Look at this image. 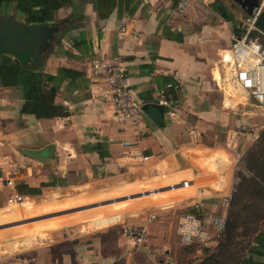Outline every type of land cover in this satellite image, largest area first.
Masks as SVG:
<instances>
[{
  "label": "crops",
  "instance_id": "0c3cea01",
  "mask_svg": "<svg viewBox=\"0 0 264 264\" xmlns=\"http://www.w3.org/2000/svg\"><path fill=\"white\" fill-rule=\"evenodd\" d=\"M207 1L208 8L195 1L179 15L173 11L174 0H131L130 13H117L114 8L104 19L97 17L90 0H72L56 11L57 18L72 13L81 17L78 26L65 29L45 53L42 70L54 74L66 67L80 76L65 78L58 86L54 102L66 108L68 114L63 117L22 114L20 91L0 87V209L11 191L4 183L6 178L12 180L14 190L18 184L39 188L40 193L34 195L16 190L26 200L45 189H78L104 179L130 186L147 182L148 189L163 186L184 204L207 211L216 210L219 195L232 194L233 179L241 174L235 169L237 162L229 164L230 171L223 175L212 168L215 179L211 181L203 168L208 161L202 152V157L198 154L212 150L204 143L213 142L217 127L225 122L223 89L215 77V69L222 70L217 53L227 47L231 35L238 34L237 24L247 14L240 11L243 17H237V9ZM217 5L220 17L213 20ZM225 10L232 18L226 17ZM0 16L22 17L14 11L13 1L0 5ZM121 21L126 30L118 35ZM75 41L80 43L75 45ZM221 54L226 79V50ZM91 59L122 63L127 83L143 105L136 124L116 122L110 103L92 92L104 87L88 79ZM226 85L229 91L236 90ZM164 94L172 99L175 115L171 118L158 104ZM150 105L159 109L158 118L146 111ZM26 150H38L44 157L33 158L23 153ZM28 201L22 208H30ZM120 218L116 213L92 220L108 224ZM247 221L255 228L238 262L248 258L250 264H264V236H259V243L254 240L264 231V214ZM68 226L48 231L30 248L0 250V264H125L128 260L123 234L102 228L87 235ZM140 245L136 247L143 251Z\"/></svg>",
  "mask_w": 264,
  "mask_h": 264
},
{
  "label": "rangeland",
  "instance_id": "374dc122",
  "mask_svg": "<svg viewBox=\"0 0 264 264\" xmlns=\"http://www.w3.org/2000/svg\"><path fill=\"white\" fill-rule=\"evenodd\" d=\"M214 1L237 9V17H243L242 9L233 1ZM196 2L206 8L210 4L207 0ZM215 7L212 10L215 13L213 20L220 17L218 5ZM225 11L226 17L232 18ZM223 50H226L225 46L218 51L217 61L224 69ZM215 77L223 89L221 103L225 122L217 127L215 140L204 143L212 150L200 151L198 156L208 161L203 168L210 174L211 181L215 179L214 169L221 175L226 174L230 171L227 160L230 147H225L228 137L239 153L235 169L241 173L233 179L227 229L215 243L199 247H184L178 243L175 233L177 217L186 212L189 205L174 197L172 192H165L163 186L148 189L147 182L130 186L126 182L104 179L78 189H45L40 195L26 197L27 200L23 199L18 206L8 205L5 201L0 209V250L30 248L37 245V239H43L48 231L63 225L73 227L72 231L80 229L87 235L102 228L122 234L121 227L130 225L145 229L146 240L140 246L145 248L143 251L147 255L126 239L124 245L130 254L127 253L129 258L125 264H150V261L155 264H237L255 228L247 224L248 217L264 214V116L250 103H244L245 95L241 91L228 90L225 74L221 77L215 69ZM235 91L239 92L234 95ZM148 190L154 191L144 194ZM27 201L31 203L30 208H22ZM116 213L121 218L113 223L96 224L92 220L99 215ZM52 221L58 222L52 224Z\"/></svg>",
  "mask_w": 264,
  "mask_h": 264
},
{
  "label": "built area",
  "instance_id": "2783aa9c",
  "mask_svg": "<svg viewBox=\"0 0 264 264\" xmlns=\"http://www.w3.org/2000/svg\"><path fill=\"white\" fill-rule=\"evenodd\" d=\"M192 1L197 0H174L173 11L178 15L182 14ZM262 10H264V0H257L250 14L238 24V34L231 35L226 47L225 62L229 66V75L225 80L245 95L244 103H250L261 110L264 116V27L256 24V18ZM125 30L124 22H119L118 35ZM88 67L90 83L104 87L93 89L92 92L110 103L114 120L118 123L127 121L136 124L140 120L143 105L133 95L122 63L91 59ZM221 69L223 72L221 70L220 73L223 77L225 71L222 66ZM171 102L170 94H164L158 100V104L165 108L164 113L170 118L175 115ZM225 147H230L227 158L229 164L236 163L239 158L236 145L226 139ZM142 159H146V156ZM4 181L5 185L11 188L6 203L21 204L24 197L13 189L12 180L6 178ZM182 184H185V181H182ZM229 201L230 192H225L218 196L217 208L214 211L202 210L192 204L201 213L186 211L177 217L175 233L178 243L184 247L208 246L215 243L225 230ZM121 228L122 234L132 245L145 242L146 233L143 227L124 225Z\"/></svg>",
  "mask_w": 264,
  "mask_h": 264
},
{
  "label": "trees",
  "instance_id": "16d2710c",
  "mask_svg": "<svg viewBox=\"0 0 264 264\" xmlns=\"http://www.w3.org/2000/svg\"><path fill=\"white\" fill-rule=\"evenodd\" d=\"M10 1H13L14 11L22 16L20 20L16 21L24 25H50L53 28V41L51 45L60 39L65 29L77 27L78 20L81 17L80 15L75 16L74 13L62 18H57L55 16L59 8L70 5L72 0H0V5ZM90 2L93 11L96 12L97 17L100 19L106 18L114 8H116L117 13H130L134 7L132 4L130 9L127 8L131 0H90ZM221 13L225 16L224 12L221 11ZM76 42L77 41L73 42V44ZM78 43H80V41L75 45H78ZM42 64L43 59L20 63L11 55L1 53L0 86H13L20 91L23 100L20 108V113L22 114H29L34 118L66 116L68 114L66 108L54 102V96L63 79L68 78L74 80L80 76V73L66 67H59L54 74H49L42 70ZM238 173H240L239 170L237 174ZM40 185L47 186L52 184L42 183ZM15 188L17 191L25 192V194L34 195L40 193L39 188L27 187L25 185L18 184ZM231 200L232 194L230 193L224 232L228 225V211ZM187 211L197 214L201 213V211L193 205H189ZM259 236H264V231L258 232L255 235L254 240H256L257 243H259L258 240H261ZM250 262V259L244 258L242 261L238 262V264H250Z\"/></svg>",
  "mask_w": 264,
  "mask_h": 264
},
{
  "label": "water",
  "instance_id": "95a60500",
  "mask_svg": "<svg viewBox=\"0 0 264 264\" xmlns=\"http://www.w3.org/2000/svg\"><path fill=\"white\" fill-rule=\"evenodd\" d=\"M247 15L250 14L257 0H231ZM256 24L264 27V10L256 18ZM53 28L50 25H24L12 18L0 16V54L11 55L20 63L43 59L44 54L51 48ZM146 111L154 119L159 116V109L148 106ZM24 154L33 158L44 157L38 150H26Z\"/></svg>",
  "mask_w": 264,
  "mask_h": 264
},
{
  "label": "flooded vegetation",
  "instance_id": "af4514ba",
  "mask_svg": "<svg viewBox=\"0 0 264 264\" xmlns=\"http://www.w3.org/2000/svg\"><path fill=\"white\" fill-rule=\"evenodd\" d=\"M243 2H244V3H248V2H249V0H244Z\"/></svg>",
  "mask_w": 264,
  "mask_h": 264
},
{
  "label": "bare ground",
  "instance_id": "6f19581e",
  "mask_svg": "<svg viewBox=\"0 0 264 264\" xmlns=\"http://www.w3.org/2000/svg\"><path fill=\"white\" fill-rule=\"evenodd\" d=\"M261 111V110H260ZM261 113H262V111H261Z\"/></svg>",
  "mask_w": 264,
  "mask_h": 264
}]
</instances>
